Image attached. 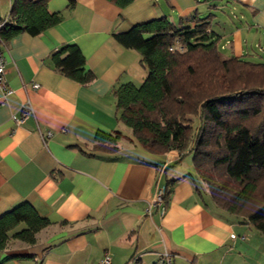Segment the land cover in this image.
Instances as JSON below:
<instances>
[{"label": "crops", "instance_id": "0c3cea01", "mask_svg": "<svg viewBox=\"0 0 264 264\" xmlns=\"http://www.w3.org/2000/svg\"><path fill=\"white\" fill-rule=\"evenodd\" d=\"M13 1L0 0V21ZM47 11L61 21L5 43L12 93L0 106V215L27 202L50 225L34 245L11 240L2 257L19 258L5 264H94L104 254L112 264H154L165 252L174 264H264V236L213 207L185 156L152 154L124 138L115 153L95 148L99 132L130 135L112 90L146 76L139 54L113 34L160 17L193 27L210 15L224 57L264 63V0H135L122 9L106 0H47ZM66 45L78 47L91 82L55 69L51 55ZM25 104L31 113L17 125ZM167 185L164 215L156 207L146 213Z\"/></svg>", "mask_w": 264, "mask_h": 264}, {"label": "trees", "instance_id": "16d2710c", "mask_svg": "<svg viewBox=\"0 0 264 264\" xmlns=\"http://www.w3.org/2000/svg\"><path fill=\"white\" fill-rule=\"evenodd\" d=\"M106 1L122 9L135 0ZM61 18L47 11V0H14L0 38L6 43L22 33L37 36ZM214 35L210 15L193 27L160 17L113 34L121 47L139 54L146 76L140 86L128 82L112 90L118 121L130 135L99 132L95 148L115 153L124 138L152 154L191 155L197 190H205L220 213L264 236V63L224 57ZM51 60L72 81L94 79L75 45L63 46ZM49 225L27 202L1 214L0 264L19 258L2 257L11 240L34 245Z\"/></svg>", "mask_w": 264, "mask_h": 264}, {"label": "built area", "instance_id": "2783aa9c", "mask_svg": "<svg viewBox=\"0 0 264 264\" xmlns=\"http://www.w3.org/2000/svg\"><path fill=\"white\" fill-rule=\"evenodd\" d=\"M3 26V22L0 21V28ZM178 50H181L180 47H176ZM6 52V45L0 38V106H2L7 99L9 95H11L12 90L8 87L6 79H5V54ZM33 89H37L38 85L33 84ZM31 108L29 105L25 104L23 108L20 111V114L17 118L14 119V122L17 125L22 124L30 115ZM50 133H47V136H50ZM165 194V188L162 187L157 190L156 194L154 195L153 200L149 204L148 209L146 210V213L149 214L150 210L153 207H156L158 209L159 215L162 217L165 213V202L163 199V196ZM94 264H112L111 263V257L109 254H104L100 260L95 262ZM127 264H138L135 262V260L129 261ZM154 264H174V256L171 253H163L156 263ZM189 264V263H188Z\"/></svg>", "mask_w": 264, "mask_h": 264}, {"label": "rangeland", "instance_id": "374dc122", "mask_svg": "<svg viewBox=\"0 0 264 264\" xmlns=\"http://www.w3.org/2000/svg\"><path fill=\"white\" fill-rule=\"evenodd\" d=\"M143 82V81H142ZM141 82V83H142ZM141 83L139 85H136V86H140ZM183 161L184 162H188V163H191V155H186L184 158H183ZM19 229V228H18Z\"/></svg>", "mask_w": 264, "mask_h": 264}]
</instances>
